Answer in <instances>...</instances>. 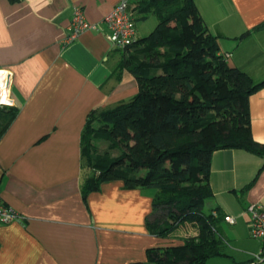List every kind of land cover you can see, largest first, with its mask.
<instances>
[{
	"label": "crops",
	"instance_id": "crops-1",
	"mask_svg": "<svg viewBox=\"0 0 264 264\" xmlns=\"http://www.w3.org/2000/svg\"><path fill=\"white\" fill-rule=\"evenodd\" d=\"M119 0H0V107L18 113L0 136V198L19 219L0 224V264H130L150 248L182 244L185 224L166 237L146 226L151 193L118 180L82 193L80 136L89 113L137 93L127 70L114 73L104 17ZM230 67L264 80V0H194ZM75 6L98 31L66 42ZM145 21V20H142ZM142 21L136 22L137 39ZM248 34L242 38L244 33ZM252 139L264 143V87L248 99ZM210 207L236 218L217 224L224 253L205 264H246L261 242L249 236L250 204L264 207V157L221 149L210 158ZM191 231L181 234L183 227ZM264 264V263H260Z\"/></svg>",
	"mask_w": 264,
	"mask_h": 264
},
{
	"label": "trees",
	"instance_id": "trees-1",
	"mask_svg": "<svg viewBox=\"0 0 264 264\" xmlns=\"http://www.w3.org/2000/svg\"><path fill=\"white\" fill-rule=\"evenodd\" d=\"M129 10L135 23L149 15L157 23L113 68L135 77L137 93L86 119L80 154L90 174L82 193L118 180L127 189L150 191L145 220L153 235L166 237L185 224L196 228L182 244L150 248L145 262L130 264H205L226 256L217 230L222 213L204 209L213 195L210 158L221 149L264 157V143L251 136L248 104L264 80L255 83L227 64L194 0H131ZM17 113V107H0V136Z\"/></svg>",
	"mask_w": 264,
	"mask_h": 264
},
{
	"label": "built area",
	"instance_id": "built-area-1",
	"mask_svg": "<svg viewBox=\"0 0 264 264\" xmlns=\"http://www.w3.org/2000/svg\"><path fill=\"white\" fill-rule=\"evenodd\" d=\"M130 1L119 0L103 19L109 31L106 37L114 49L124 50L137 40L136 24L129 10ZM91 30L98 31V25L87 22L84 18L82 8L75 6L72 11V18L67 27L65 41H73L83 32ZM225 56L228 55L226 54ZM246 212L249 215V236L261 242L259 251L252 254L250 261L246 264L264 263V207L257 204H250L247 206ZM211 214L213 217L219 216L215 210ZM221 218L230 225L236 222L235 217L227 214H222ZM18 219V213L0 198V224H8Z\"/></svg>",
	"mask_w": 264,
	"mask_h": 264
},
{
	"label": "rangeland",
	"instance_id": "rangeland-1",
	"mask_svg": "<svg viewBox=\"0 0 264 264\" xmlns=\"http://www.w3.org/2000/svg\"><path fill=\"white\" fill-rule=\"evenodd\" d=\"M156 23H157V20L152 15H149L145 21H142V23L139 24L140 25V31H139L140 38L147 36L150 33V31L155 27ZM209 204H210V200H208L205 203L204 209L208 210L210 207ZM190 231H191L190 226H186V227H183L181 234L187 235Z\"/></svg>",
	"mask_w": 264,
	"mask_h": 264
}]
</instances>
